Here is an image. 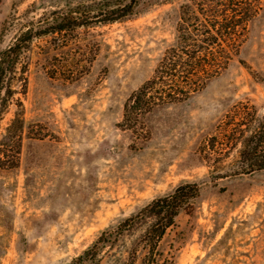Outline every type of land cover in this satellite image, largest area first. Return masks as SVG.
Here are the masks:
<instances>
[{"label":"rangeland","instance_id":"rangeland-1","mask_svg":"<svg viewBox=\"0 0 264 264\" xmlns=\"http://www.w3.org/2000/svg\"><path fill=\"white\" fill-rule=\"evenodd\" d=\"M127 1L0 0V48L52 11L80 7L92 16ZM185 1L138 0L134 14L80 27L48 55L37 47L45 41L34 42L22 98L33 137L24 134L17 167L0 168V264H70L100 232L184 181L202 187L160 243L168 264H264V170L214 186L199 154L237 102L264 115V0L220 75L186 101L154 108L137 131L121 125L124 103L174 44ZM141 228L105 248L99 264H123Z\"/></svg>","mask_w":264,"mask_h":264},{"label":"trees","instance_id":"trees-1","mask_svg":"<svg viewBox=\"0 0 264 264\" xmlns=\"http://www.w3.org/2000/svg\"><path fill=\"white\" fill-rule=\"evenodd\" d=\"M137 4L138 0H128L98 8L92 16L87 8L55 10L21 24L8 45L0 48V125L13 108L0 138V168L17 167L24 134L33 137L30 130L26 131L22 98L27 92L34 42L45 41L42 47L37 46L42 55L62 50L78 28L93 22L123 19L134 14ZM258 10L259 0L183 2L174 44L165 49L152 76L124 103L121 125L137 131L154 108L184 102L201 91L238 54L248 23ZM4 29L5 24L1 34ZM74 75L76 73L70 71L67 79ZM234 148H237L235 158L224 164L229 150ZM199 154L214 186L219 179L264 170V115L248 100L237 102L226 112L214 133L203 140ZM201 187L198 181H184L169 193L155 197L114 227L100 232L70 264H99L104 249H113L120 237L136 227H142L141 232L127 250L123 264H168L169 259L159 249L160 243L180 212H192Z\"/></svg>","mask_w":264,"mask_h":264}]
</instances>
